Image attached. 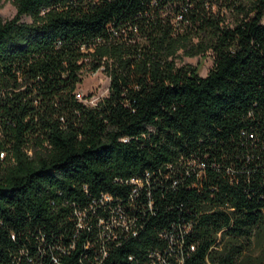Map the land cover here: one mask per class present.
<instances>
[{
  "label": "trees",
  "instance_id": "16d2710c",
  "mask_svg": "<svg viewBox=\"0 0 264 264\" xmlns=\"http://www.w3.org/2000/svg\"><path fill=\"white\" fill-rule=\"evenodd\" d=\"M4 1L0 264H264V0Z\"/></svg>",
  "mask_w": 264,
  "mask_h": 264
},
{
  "label": "rangeland",
  "instance_id": "374dc122",
  "mask_svg": "<svg viewBox=\"0 0 264 264\" xmlns=\"http://www.w3.org/2000/svg\"><path fill=\"white\" fill-rule=\"evenodd\" d=\"M16 14V7L10 1L0 3V16L9 19ZM30 21V18L24 17ZM182 63L190 64L198 69L201 76H206L213 65L211 55H200L196 57H184ZM83 81L78 85L76 94L78 98L90 106H97L104 98L109 95L110 77L102 70L93 71L90 64H86L82 70ZM0 152V160L6 157Z\"/></svg>",
  "mask_w": 264,
  "mask_h": 264
},
{
  "label": "built area",
  "instance_id": "2783aa9c",
  "mask_svg": "<svg viewBox=\"0 0 264 264\" xmlns=\"http://www.w3.org/2000/svg\"><path fill=\"white\" fill-rule=\"evenodd\" d=\"M2 155L5 156V152H3ZM78 215H79V223H80V225H82L83 224V216L80 213ZM152 264H157V263L153 262Z\"/></svg>",
  "mask_w": 264,
  "mask_h": 264
}]
</instances>
